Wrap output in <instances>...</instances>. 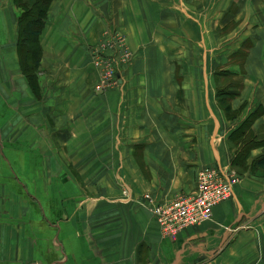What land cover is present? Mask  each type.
Wrapping results in <instances>:
<instances>
[{
    "label": "crops",
    "instance_id": "obj_1",
    "mask_svg": "<svg viewBox=\"0 0 264 264\" xmlns=\"http://www.w3.org/2000/svg\"><path fill=\"white\" fill-rule=\"evenodd\" d=\"M22 14L14 0H0V264H264V179L238 178L213 220L175 242L162 237L145 198L170 202L195 192L201 170L232 171L227 138L264 107V0H54L35 85L18 52ZM209 21L218 39L251 42L223 55L225 71L244 73L232 102L247 104L237 122L219 108L207 67ZM193 22L196 96L174 79L183 52L172 49L171 34ZM119 36L131 66H120L117 87L98 90L96 58L118 62ZM239 52H247L242 64ZM254 130L264 141V116Z\"/></svg>",
    "mask_w": 264,
    "mask_h": 264
},
{
    "label": "trees",
    "instance_id": "obj_2",
    "mask_svg": "<svg viewBox=\"0 0 264 264\" xmlns=\"http://www.w3.org/2000/svg\"><path fill=\"white\" fill-rule=\"evenodd\" d=\"M53 1L14 0L15 5L23 10V14L19 18L18 52H20L23 61V75L27 77L31 85L37 83L36 72L42 58L40 37L46 26L48 11ZM246 54L247 52H239V57L241 56L245 60ZM242 76L243 72L239 75L229 71H223V73L214 76L219 106L229 122L239 121L247 107L246 103L239 109H234L232 105V102L242 95ZM183 97L184 92L180 90L179 98ZM263 116L264 107L258 106L252 114L238 124L237 129L231 132L227 138V144L231 151H234L231 169L237 178L251 173L254 177L264 179V154L256 159L252 155L253 151L264 149V141L259 140L254 130L256 121Z\"/></svg>",
    "mask_w": 264,
    "mask_h": 264
},
{
    "label": "built area",
    "instance_id": "obj_3",
    "mask_svg": "<svg viewBox=\"0 0 264 264\" xmlns=\"http://www.w3.org/2000/svg\"><path fill=\"white\" fill-rule=\"evenodd\" d=\"M117 44L121 51L118 62L106 56L96 58L95 66L100 75L98 90L117 87L120 82V66H128L132 62L133 55L125 39L119 36ZM237 183L238 178L233 172L223 173L216 168H205L198 173L194 193L181 194L164 203L155 202L149 195L145 198L162 237L175 242L184 232L211 222L215 208L233 198Z\"/></svg>",
    "mask_w": 264,
    "mask_h": 264
},
{
    "label": "rangeland",
    "instance_id": "obj_4",
    "mask_svg": "<svg viewBox=\"0 0 264 264\" xmlns=\"http://www.w3.org/2000/svg\"><path fill=\"white\" fill-rule=\"evenodd\" d=\"M213 9L214 8H212V10ZM220 11L221 10H219V8H218L214 12L209 13V16H207V17L209 18L210 21H214V22H215V20L218 21L217 18H219L218 15H219ZM226 11L228 12V9ZM237 11H238V8H237V6L234 5L230 9V13H232V14L228 13V15L235 16ZM246 12H247V14H249L250 10L247 9ZM243 17H244V15L241 14L240 16H238L237 20L235 19L234 21L230 22L229 23L230 26L227 28V31L228 30L231 31L234 27H236L238 22L242 24V22L244 21ZM218 26H215V23L211 24V22L208 23L207 25H203V32H204V37H205L204 49L207 51V52H204V54L207 55V59L209 61L207 64V67L208 68L214 67L213 76H215V74H221V73H223V71H225L226 66L222 65L224 58H225L223 55L226 54L225 52H231L232 53V52L237 51L238 49H241L242 47H250L251 46V42H245L244 36H242V35H240L234 39H230V40H228L227 37L225 39H218L215 35H213V30L215 32L216 29L218 28ZM199 28L200 27H199V25L196 24V22L186 23V24L184 23L181 26H176L175 30H172V32H171L172 36H175L176 38H178L177 40L172 41V49L175 50V52H183L182 59H181L182 65L184 63V65L183 66L181 65V67H180V66H177L179 60L177 61V63H176L177 69L175 68L174 79L180 85L182 84L183 80L185 79L186 83H188V85L186 84L188 86L187 91L189 93H192V96H196V94H197V92H199V88L201 86V83H200L201 73L199 76H197L195 74V72H201V69H199V67L202 66V63L200 64V61L195 56L192 55V53L201 52L200 47L195 43L194 34H192V33H195L196 29H199ZM179 36H184V37H186V39L179 40V39H181V37H179ZM212 46H214L216 49H218L215 54L211 50ZM216 54H218V55H216ZM236 62L242 64L243 58L241 56L238 57L236 59ZM205 64L206 63L204 62L203 65L205 66ZM130 66H131V63L128 65V67H130ZM242 72L243 71L240 70V72H238L239 75H241ZM207 75L209 77L210 74H207ZM207 75H206V77H207ZM198 81H199V84L197 85ZM216 99H217V92H216ZM217 102H218V106H219L218 99H217ZM190 106H192L194 111H196L197 106H193V105H190ZM219 108H220V106H219ZM157 226H158V224H157Z\"/></svg>",
    "mask_w": 264,
    "mask_h": 264
}]
</instances>
